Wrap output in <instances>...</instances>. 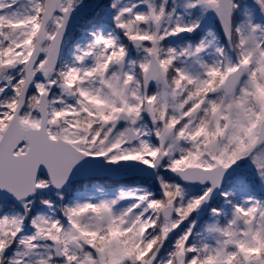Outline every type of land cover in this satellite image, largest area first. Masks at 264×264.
Listing matches in <instances>:
<instances>
[{
	"label": "snow or ice",
	"instance_id": "snow-or-ice-1",
	"mask_svg": "<svg viewBox=\"0 0 264 264\" xmlns=\"http://www.w3.org/2000/svg\"><path fill=\"white\" fill-rule=\"evenodd\" d=\"M0 264H264V0H0Z\"/></svg>",
	"mask_w": 264,
	"mask_h": 264
}]
</instances>
